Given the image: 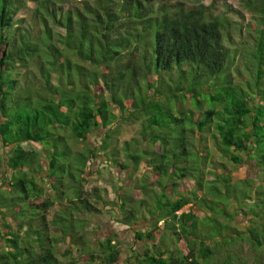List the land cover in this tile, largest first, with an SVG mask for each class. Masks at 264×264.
I'll list each match as a JSON object with an SVG mask.
<instances>
[{
    "label": "trees",
    "instance_id": "1",
    "mask_svg": "<svg viewBox=\"0 0 264 264\" xmlns=\"http://www.w3.org/2000/svg\"><path fill=\"white\" fill-rule=\"evenodd\" d=\"M243 1L252 12L253 22L248 25L254 33L247 50L252 74L245 87L233 84L228 73L232 59L231 49L223 41L225 18L213 16L199 0H189L190 5L179 0H0V144L9 146L0 155V170L15 174L7 188H0L2 197L5 193L11 197L10 202H0V241H5L0 264H56V243L63 256L68 257L71 248L81 252L78 264H117L119 248L113 235L98 242V252L76 232L74 223L80 220L68 221L72 213L98 210L80 184L86 162L97 156V150H106L110 134L100 149L89 144L86 153L71 154L63 134L56 132L67 127L72 139L83 141L95 127L109 129L117 116L141 119L138 133L159 145L161 157L173 153L171 166H154L161 191L154 201L152 212L156 214L149 228L134 232L133 239L144 241V246L141 251L130 249L126 264H230L226 256L218 261V249H214L229 242L224 240L227 234L208 235L201 224L205 216L214 217L217 223L219 215L230 221L246 215L242 239L255 249H264V223L260 228L252 220L263 216V185L255 188L253 179L247 178L240 183L239 192L241 188L231 183L229 168L224 165L226 160L236 167L245 159L252 160L258 179L264 182V0ZM22 9L25 16L19 18ZM53 25L63 32L55 33ZM30 66L37 69L38 82L21 88L19 71ZM52 74L55 84L50 80ZM141 80L153 91L152 96H135ZM95 87L100 90H93ZM113 107L125 115H116ZM211 126L213 148L195 146L193 141L201 142V136L205 140ZM30 141L40 145L45 168L38 160V150L22 147ZM137 147L123 149L130 160L126 164L117 162L115 152L112 162L133 172L141 163L148 167L149 157L141 155L150 156L149 151L140 147L137 151ZM190 150L196 155L195 162L178 158ZM216 152L222 161L215 164L212 156ZM199 161V177L192 180L194 187L188 193L169 190L166 183L159 186L162 173L169 172V181L177 179L178 165V178L190 179V168ZM208 164L210 169L205 172ZM207 174L213 176L211 190L220 196L216 212L203 197L200 202L206 212H201L197 198L201 196L197 185ZM225 174L227 178L222 177ZM38 179L53 192V198L44 196ZM150 184L147 181L140 188L144 192ZM221 189L228 199L236 200L233 213L227 212ZM60 198L68 200L61 209L67 219L56 218L62 225L61 235L48 237L42 213ZM129 199L135 201L131 195ZM126 202L125 197L120 199L119 221L131 225L139 216ZM243 202L245 211L240 209ZM186 205L190 209L181 211ZM165 237L177 243L182 240L186 253L166 247ZM210 239L216 245H208Z\"/></svg>",
    "mask_w": 264,
    "mask_h": 264
},
{
    "label": "rangeland",
    "instance_id": "2",
    "mask_svg": "<svg viewBox=\"0 0 264 264\" xmlns=\"http://www.w3.org/2000/svg\"><path fill=\"white\" fill-rule=\"evenodd\" d=\"M175 1V0H171ZM179 1H185L186 5H190L191 2H188L189 0H179ZM200 3L206 5V7L209 8V12L213 16H220L225 18L226 21H224V29H223V41L224 43L229 46L231 49L230 56L232 59V65H230L228 69V73H230L231 81H233V84H238L241 87H245V83L248 81V79L251 76V56H248L247 50L251 47L252 38L254 37V33L249 28V23L253 22V15L252 12L249 10L248 7L244 5L243 0H199ZM32 6L31 3H27V7ZM25 9H22L20 12H18L19 18L25 16ZM53 31L56 33L63 32V28L59 26L53 25ZM251 34H250V31ZM20 75L17 76V80L19 81V86L21 88H24L25 86H29L32 82H38V71L34 67L30 66L29 69L23 68L20 69ZM55 75L52 74L50 76V80L53 84L56 83V80H54ZM155 88V87H154ZM93 90L99 91L100 89L95 87ZM127 92H130V89L127 90ZM153 91L147 90L146 85L143 80H141V88L140 90L136 89L135 96L137 97L138 93L143 94H149L152 96ZM119 95L123 94V91L121 90L118 92ZM188 106L189 104H185ZM203 105V109H204ZM113 111L117 114H124L120 113V111L117 108L113 107ZM125 115V114H124ZM185 127V126H184ZM188 128V124L186 126ZM141 128V119H123V117H116L114 119V123L111 124L109 129L105 128H94L91 130L87 136L86 140L78 141L72 139L69 130L67 127L63 129L56 130L57 133L63 134L65 137L64 143L67 144L69 147V151L71 154L78 153L82 151L83 153H86L85 147L87 145H91L92 147H96V149H100V147L103 145V140L105 139L106 134H110V138L108 140V147L105 151L97 150L96 154L97 156L91 157L89 161L86 162L85 172L82 174L83 181L80 184V187L82 188V193H87L89 200L93 203V205L98 209L97 212H85L82 211V213H72L71 217L68 218V221L73 223V221H77L74 223V227L76 232L80 235L81 238L86 240L90 245L96 246V250L98 249L99 252V241H103L104 238L110 237V235L114 236V240L118 245L119 248V256H118V262L117 264H126V258L128 257V253L130 252V249H135L138 251H141V249L144 246V241L140 240H134V232L138 229L150 227L153 222V216L156 213H153L154 211V201L156 198L161 194L160 187H158V184L156 183V180L158 179L155 175L156 172H154V166L159 165H170L173 164L171 158L173 157V153L169 154L168 152L166 154H163V157H161V154L159 153L157 147L158 144L152 145L148 139V137L144 138V136H141V134L138 133ZM181 128V127H180ZM213 127L211 126L209 132H206L205 140H203L201 136V142L199 141H193L195 142V146L202 147V145H206L208 149L213 148V143L211 140V133H213ZM137 141L139 142L137 145ZM137 147L138 149L142 148L146 151H149L150 156L148 154H142L141 157H149L150 161H148V167L142 165H139L136 171L133 172L131 168L123 169L120 168L117 164H114L112 162L113 152H115V158L118 160L117 162H122L123 164L126 162H129L130 160H126V150L123 149H134L133 147ZM162 146V145H161ZM22 147L26 150L30 149H36L38 150V160H40V163L43 168L46 166V162L44 160V154L41 152L40 145L37 142H27L23 143ZM140 147V148H139ZM84 149V150H83ZM141 149V150H142ZM182 149V147H181ZM180 149V151H182ZM9 150V146H2L0 144V155H4V152ZM201 154H202V149ZM155 154L153 155L152 153ZM139 154V153H138ZM72 156V155H70ZM69 156V157H70ZM178 158H185L187 162L189 161H196L194 153L192 150L189 151V154L187 156L181 155L179 157V154L177 155ZM212 160L215 162H221V157H219V153H215L212 156ZM1 159V156H0ZM199 157L197 156V160ZM1 163H3V160H0ZM111 162V163H110ZM200 162V161H199ZM197 163L195 166H192L190 168V172H192L193 176L188 178H178L180 171V166L178 165L175 168L174 175L177 176L174 180L169 181V172L167 174L162 173L159 177V181L162 182L159 186L163 185V183H166L168 186L167 188L171 190H176V188L179 189V191H185L186 193L189 192V189L193 188L194 183L193 181L198 179L200 169H201V162ZM224 165L229 168L230 172V181L233 183L235 187L238 189L241 188V182L247 178L253 179V187H258L260 184L262 187H260V191L263 193L262 198L264 199V182H261L258 177H260L255 168L254 162L249 159H245L244 162L240 166H235L229 160L224 161ZM169 166V168H170ZM168 168V170H169ZM210 164L207 165V169L205 172L209 171ZM4 170V169H3ZM6 170V169H5ZM8 170V169H7ZM13 172L10 173V170H8L7 174L3 173L0 170V188H7L6 183L11 178V175ZM22 175V174H20ZM15 176V174H13ZM223 178H227L226 174L225 176H222ZM195 178V179H194ZM213 179V176L207 174L203 176V180L200 179L198 183V187L201 190L199 193H201V196H197L198 201H201V197H203V200L206 198L207 202L210 204V207L214 208V211L216 212V200H220V196L218 195V192L214 193L213 189L211 190V187L213 186L211 180ZM193 180V181H192ZM66 183V179L64 180ZM147 181L151 182L149 186H147L143 192V190L140 188L142 184H146ZM38 184H41L42 187H44L43 194L45 197L53 198V192L48 189V187L45 186V184L42 182V180H37ZM175 186V187H174ZM71 188V187H70ZM243 188V187H242ZM242 188L239 190V192L242 191ZM195 190V189H194ZM223 194L224 190L221 189ZM1 191V190H0ZM117 191V192H116ZM2 192V191H1ZM176 192V191H174ZM173 192V193H174ZM70 195H72V192H69ZM183 194V193H181ZM133 196L135 199L134 202H132V197L129 199V197ZM241 195V193H240ZM253 200H256V194L253 193ZM194 196V195H192ZM223 197L227 198V195H222ZM94 197H98V201L94 200ZM125 200H129V202H126L131 207L136 208L134 213L139 216V219L131 224V225H124L119 221L120 218H122V215L120 213L119 209V202L120 199L124 198ZM140 198H143L142 200ZM10 202L11 197H8V193H5V195L2 197L0 193V202ZM142 201V204L139 203V201ZM202 200V201H203ZM225 200V199H224ZM31 201V200H30ZM29 201V203H30ZM67 198H60L57 199L53 206L49 209H47L44 214L46 218V224L48 227L47 234L48 237H56L60 236L62 232V225L56 221V218H66L64 215L67 213L62 211L65 209L67 204ZM201 207V212L205 211L206 209L203 207V204L201 202L199 203ZM236 204V200L234 198H227V202H225V207L228 213H233L232 206ZM240 209L244 208V205H246L245 202L240 203ZM246 208V207H245ZM62 209V210H61ZM190 209V205H186L182 208L181 211L187 212ZM247 209H243L245 211ZM208 212V211H207ZM66 213V214H65ZM58 214V217H57ZM216 214V213H215ZM209 216L208 214H206ZM67 219V218H66ZM59 220V219H57ZM201 220V219H200ZM247 216L242 215L241 217H236L234 221L228 220V218H225L222 215H219L217 218V223L215 221L214 217H203L201 220L202 226L205 227L208 231V235L216 236L218 235V231L226 233L227 236L224 238V240H228V243L218 244L217 246H214L213 239H210L207 243L208 245H213L215 248L218 249L216 253V258L218 261H221L226 256L230 260V264H264V249L263 248H254V246L246 239H242L243 236H246L245 229L246 225L248 224ZM254 222L256 224H259L258 227L260 228L263 226L262 223H264V212L263 216L261 218L254 219ZM5 221H10V217L8 216ZM37 222V221H36ZM206 222L209 223V225L206 224ZM3 220L0 217V229L2 231L3 228ZM218 223L222 224L224 227L222 230L219 229ZM158 225H162L161 222L158 223ZM15 227V226H14ZM256 228V226H254ZM234 230V231H231ZM202 233L203 230H201ZM242 232H244L243 235ZM164 245L166 247L173 248L174 250L176 248L180 249L181 252L186 253L185 243L180 240L179 243L174 242V240L169 239L168 237L163 238ZM5 246V241H0V250ZM264 247V245H263ZM96 251V253H98ZM55 258H57L56 264H68L70 262H75L76 264L79 263L80 259L79 257L82 255L81 252L78 250H75L74 248H71V254L67 256H63L58 253V244L55 245L54 250ZM86 262V261H85ZM87 264V263H84ZM215 264V263H214Z\"/></svg>",
    "mask_w": 264,
    "mask_h": 264
}]
</instances>
